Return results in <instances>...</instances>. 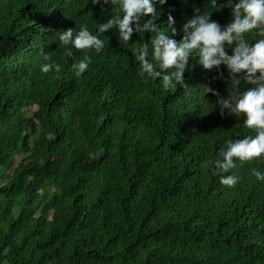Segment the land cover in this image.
I'll return each mask as SVG.
<instances>
[{"label": "trees", "instance_id": "trees-1", "mask_svg": "<svg viewBox=\"0 0 264 264\" xmlns=\"http://www.w3.org/2000/svg\"><path fill=\"white\" fill-rule=\"evenodd\" d=\"M169 5L178 30L192 8L229 19L168 0L158 22ZM110 15L90 0H0V264H264V181L250 173L264 163L238 164L232 188L204 163L253 134L203 92L227 95V73L195 65L187 89L164 91L130 52L150 34L122 45L108 30L75 76L82 50L67 56L55 34ZM45 55L61 71L40 72Z\"/></svg>", "mask_w": 264, "mask_h": 264}, {"label": "clouds", "instance_id": "clouds-1", "mask_svg": "<svg viewBox=\"0 0 264 264\" xmlns=\"http://www.w3.org/2000/svg\"><path fill=\"white\" fill-rule=\"evenodd\" d=\"M188 0H181V5ZM213 8L228 9L229 19L221 23L212 19L208 11L192 8L177 21L169 5L166 24L158 22L168 0H90L92 5L112 6V15L95 25V33L85 24L78 29L62 28L56 40L65 47L67 56L73 49L82 50L73 60L70 71L77 77L85 73L92 62L89 53H99L104 47L100 34L111 30L118 44L127 45L134 34L149 33L147 41L131 47L137 64L138 76L148 82L157 81L164 91L187 89L185 73L195 65L215 70L212 79H225L227 95L204 84L203 92L216 97L214 104L219 115L225 111L233 117H242L244 128L253 134L228 139L216 151L214 159L205 161L222 186L234 187L240 180L235 171L238 164L255 160L264 163V0H208ZM159 8V10H158ZM248 35L254 39L246 38ZM179 36V38H177ZM223 69V70H222ZM42 73L59 72L61 65L44 56L39 65ZM256 181H264V170L251 168Z\"/></svg>", "mask_w": 264, "mask_h": 264}, {"label": "rangeland", "instance_id": "rangeland-1", "mask_svg": "<svg viewBox=\"0 0 264 264\" xmlns=\"http://www.w3.org/2000/svg\"><path fill=\"white\" fill-rule=\"evenodd\" d=\"M16 161H18V156H16ZM10 170V169H9Z\"/></svg>", "mask_w": 264, "mask_h": 264}]
</instances>
